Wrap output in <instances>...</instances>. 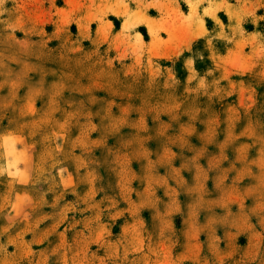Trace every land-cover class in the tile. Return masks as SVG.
Here are the masks:
<instances>
[{"label":"rangeland","instance_id":"rangeland-1","mask_svg":"<svg viewBox=\"0 0 264 264\" xmlns=\"http://www.w3.org/2000/svg\"><path fill=\"white\" fill-rule=\"evenodd\" d=\"M0 264H264V0H0Z\"/></svg>","mask_w":264,"mask_h":264}]
</instances>
